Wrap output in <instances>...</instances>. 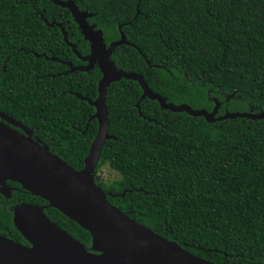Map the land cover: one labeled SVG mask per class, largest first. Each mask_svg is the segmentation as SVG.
<instances>
[{"label":"trees","instance_id":"obj_1","mask_svg":"<svg viewBox=\"0 0 264 264\" xmlns=\"http://www.w3.org/2000/svg\"><path fill=\"white\" fill-rule=\"evenodd\" d=\"M72 1L94 15L90 23L107 46L125 35L133 46H120L111 60L143 76L168 103L208 113L219 103L217 118L264 113V0ZM66 36L82 56L91 53L67 9L51 0H0V114L81 171L99 125L90 122L96 110L77 95L95 101L102 74L98 65L68 73L66 63L81 61ZM142 95L135 81L108 89L115 139L106 142L95 175L106 166L118 174L110 183L96 180L109 203L200 259L264 264V119L208 123ZM13 186L11 199L0 195V236L29 246L15 211L36 205L93 252L88 231Z\"/></svg>","mask_w":264,"mask_h":264},{"label":"water","instance_id":"obj_2","mask_svg":"<svg viewBox=\"0 0 264 264\" xmlns=\"http://www.w3.org/2000/svg\"><path fill=\"white\" fill-rule=\"evenodd\" d=\"M51 2L70 11L85 40L91 44V53L82 57L77 47L69 44L65 37L76 55L88 63L87 67L79 68H73L70 64L71 73L89 72L97 64L102 74L95 101L77 95L96 110L90 121H98V133L84 168L77 171L53 154L47 146L31 138L28 131V135H23L0 123V194L5 197L9 195L7 182L20 185L24 191L48 202L49 206L88 231L93 238L94 249L88 252L57 227L46 215V207L22 204L16 208L15 225L29 246H22L0 236V264H213L193 256L176 243L165 240L131 220L109 203L107 194L96 184L95 173L102 150L107 141L115 139L109 134L106 105L108 89L113 83L122 80L138 82L143 90L141 101H156L163 110L204 118L208 123L237 118L261 120L264 119V113H228L216 118L219 103L213 113L168 103L165 97L149 87L143 76L119 70L111 60L120 46H133L127 42L123 33L119 41L107 46L103 31L88 22L94 17L93 14L81 11L72 0ZM137 107L140 111V103ZM0 116L19 126L12 118L3 114Z\"/></svg>","mask_w":264,"mask_h":264},{"label":"flooded vegetation","instance_id":"obj_3","mask_svg":"<svg viewBox=\"0 0 264 264\" xmlns=\"http://www.w3.org/2000/svg\"><path fill=\"white\" fill-rule=\"evenodd\" d=\"M92 19V18H91ZM91 19H89V24L90 25H92V26H96V25H94V24H91L90 23V20ZM97 29V28H96ZM75 53V52H74ZM76 54V53H75ZM80 54V53H79ZM81 55V54H80ZM82 56V55H81ZM87 56V55H86ZM86 56H82V57H86ZM78 57V56H77ZM79 58V57H78ZM80 59V58H79ZM57 61V60H56ZM80 61H81V65H78V66H74L72 63H66L68 66L67 67H69V72L68 73H70V74H73V73H76V72H78V71H76V72H72L71 73V66L73 67V68H79V67H87L88 66V63H85V62H83L81 59H80ZM70 64H71V66H70ZM97 67V64H95L94 65V68L92 69V70H90L89 72H85V73H90L91 71H93L95 68ZM58 75H60V74H58ZM66 75V74H65ZM218 114H219V110H218ZM218 114H217V117H218ZM6 116V115H5ZM94 116V115H93ZM92 116V117H93ZM91 117V118H92ZM216 117V118H217ZM9 118V117H8ZM11 118V117H10ZM14 120V119H13ZM91 120V119H90ZM92 121H94V120H92ZM91 122V121H90ZM0 123L1 124H3V125H6V126H8L9 128H11L12 130H14V131H17V132H19L20 134H23V135H28V132L30 133V136H31V138H33V131L31 130V129H29L28 127H26L25 125H23L22 123H20V122H17V121H15V123H18L19 124V126L18 125H14L13 123H11V121L10 120H5V119H3V118H1V116H0ZM28 131V132H27ZM98 179H100V175L98 174V175H95V181L96 180H98ZM14 184H16V183H13V182H7V186L10 188V192H9V195H7L6 194V196L8 197V199H11L12 198V195H13V193L14 192H16L17 191V188L15 187V186H13ZM0 195H2V196H4L3 194H0ZM5 197V196H4ZM6 197V198H7ZM46 209V208H45Z\"/></svg>","mask_w":264,"mask_h":264},{"label":"rangeland","instance_id":"obj_4","mask_svg":"<svg viewBox=\"0 0 264 264\" xmlns=\"http://www.w3.org/2000/svg\"><path fill=\"white\" fill-rule=\"evenodd\" d=\"M101 180L104 182L110 183L116 179H118V174L114 171H112L109 167H104L99 173Z\"/></svg>","mask_w":264,"mask_h":264}]
</instances>
